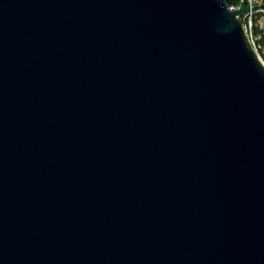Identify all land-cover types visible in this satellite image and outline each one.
<instances>
[{
	"label": "water",
	"instance_id": "1",
	"mask_svg": "<svg viewBox=\"0 0 264 264\" xmlns=\"http://www.w3.org/2000/svg\"><path fill=\"white\" fill-rule=\"evenodd\" d=\"M237 16L0 0V264H264V65Z\"/></svg>",
	"mask_w": 264,
	"mask_h": 264
},
{
	"label": "trees",
	"instance_id": "2",
	"mask_svg": "<svg viewBox=\"0 0 264 264\" xmlns=\"http://www.w3.org/2000/svg\"><path fill=\"white\" fill-rule=\"evenodd\" d=\"M264 0H262L258 5H260ZM225 2L229 5L239 6L240 10L242 12H247L250 6H258L257 4H253L250 2L248 3V0H225ZM256 9V10H255ZM262 8H253L252 14H250V17L253 18V26H252V35L250 36L247 33L249 43L253 50L256 52L259 58H261L264 62V12H261ZM258 13V14H257ZM257 14V15H256ZM253 15V16H252ZM246 18V19H245ZM240 20L244 25H246V21H248L247 14H242L240 16Z\"/></svg>",
	"mask_w": 264,
	"mask_h": 264
},
{
	"label": "bare ground",
	"instance_id": "3",
	"mask_svg": "<svg viewBox=\"0 0 264 264\" xmlns=\"http://www.w3.org/2000/svg\"><path fill=\"white\" fill-rule=\"evenodd\" d=\"M262 0H250V2L251 3H255V4H259L260 2H261ZM254 6H256V5H254ZM230 8H231V10L232 11H237V10H240V7L239 6H234V5H230ZM256 10V9H255ZM262 11L261 12H264V10H263V8L261 9ZM258 14V13H257ZM256 14V15H257ZM240 16H242V14H238V19H240ZM253 16V15H252ZM246 19V18H245ZM246 28H247V33L251 36L253 33H252V26H253V18L252 17H250L249 19H248V21H246ZM252 33V34H251ZM259 58V57H258ZM259 60L262 62V64L264 65V62H263V60L261 59V58H259Z\"/></svg>",
	"mask_w": 264,
	"mask_h": 264
},
{
	"label": "built area",
	"instance_id": "4",
	"mask_svg": "<svg viewBox=\"0 0 264 264\" xmlns=\"http://www.w3.org/2000/svg\"><path fill=\"white\" fill-rule=\"evenodd\" d=\"M248 3H249V0H248ZM263 4H264V1L258 6H250V4H249V8H248L247 12H242L241 10H237L234 12H238V14H247V18L249 19L250 14H252V12H253V8H262ZM237 18H238V16H237Z\"/></svg>",
	"mask_w": 264,
	"mask_h": 264
},
{
	"label": "rangeland",
	"instance_id": "5",
	"mask_svg": "<svg viewBox=\"0 0 264 264\" xmlns=\"http://www.w3.org/2000/svg\"><path fill=\"white\" fill-rule=\"evenodd\" d=\"M263 28H264V25H263Z\"/></svg>",
	"mask_w": 264,
	"mask_h": 264
}]
</instances>
